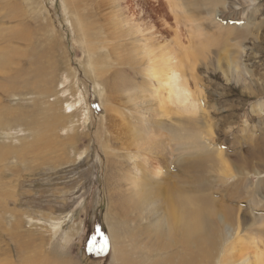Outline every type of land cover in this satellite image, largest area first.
Wrapping results in <instances>:
<instances>
[{"label":"rangeland","instance_id":"rangeland-1","mask_svg":"<svg viewBox=\"0 0 264 264\" xmlns=\"http://www.w3.org/2000/svg\"><path fill=\"white\" fill-rule=\"evenodd\" d=\"M218 1L220 4L210 6L205 0H0V32L16 27L30 31L31 40L17 43L15 47L26 51L31 63L37 60L38 53L41 54L45 78L52 77L51 86L44 83L40 88L44 95L13 93L1 97L0 93V106L9 107L16 116L23 117L26 113L42 120L33 133L25 132L22 123H14L11 127L0 125V149L11 151L0 159V248L9 249L14 264H21L23 259L18 256L14 244L23 242L36 248L33 250L38 252L35 255L39 256V262L47 256L48 261L66 259L69 264H117L110 234L111 225L117 222L113 220L117 211V219L124 220L129 234L134 233L135 226L127 224L125 213L114 206L112 196L119 199L125 196L128 174L138 176L141 168L149 166L152 169L156 165L161 167V177L171 175V181L182 193L190 187L194 189L196 181H201V185H207L212 199L241 211L246 222L237 235L251 244L255 238L256 246L264 249V155L255 152L256 147L264 146V0ZM6 2L11 3L6 5ZM229 7H233L232 10ZM9 10L11 21L6 18L11 14ZM82 16L87 19V26L94 27L87 40L81 26ZM243 29L248 30L250 37L245 34V38L239 37L242 38L239 40L237 33L246 31ZM176 31L182 47L171 42ZM229 32L231 36L226 37ZM205 38L215 40L217 46L202 56L201 61H196L191 51ZM222 40L226 44H221ZM5 43L0 37V48L5 47ZM146 44L153 45L156 56L172 50L178 59L185 47L189 49L184 52L182 71L195 96L198 112L201 111L200 122L188 123L176 114L173 119L162 118L158 113L159 99L154 93L159 91L160 84L156 79L151 82L147 76L154 66L140 48ZM224 44L230 49L240 46L243 54L238 58L250 73L251 92L243 83L226 81L225 74L218 68L220 58L217 56L223 52ZM12 62L7 65L9 70L5 67V73L22 69ZM225 65L221 67L226 69ZM115 71L121 72L138 93L129 94L126 88L106 102L110 90L103 79ZM0 75L4 76L2 71ZM22 85L23 88L24 82ZM18 88L19 85L16 90ZM140 93L150 98L139 96ZM75 103L79 107L72 115L69 106ZM106 105H110L125 127L129 126L128 131L146 134L151 132L149 126L160 123V131L174 137V147L168 145L169 153L172 152L169 161L152 153L127 149L131 138L119 136L121 130L109 125ZM51 115L61 118L57 126ZM0 117L11 120L9 115ZM43 117L53 128L45 124ZM37 132L41 133L37 139L59 135L58 142L70 139V143L65 147L61 144L57 151L48 150L45 156H38L44 148L23 153L22 148L31 147ZM109 132H115V138L121 137L120 144H125L120 146L115 139L112 144L109 142L112 146L107 150ZM186 134L197 136L204 149L226 155L224 157L234 163L231 165L237 176L229 179L207 168L211 163L203 155L204 149H194L197 154L193 151V156L184 153L181 144L185 143ZM248 155H255L249 160V167L237 162L238 157L247 159ZM52 158L60 161L51 162ZM111 159L122 167L123 173H117L123 185L122 192L118 185L111 191L107 179ZM242 167L243 173L238 174ZM149 178L146 176L144 180L154 186ZM235 188L237 195H230ZM134 213L136 211L132 210L131 214ZM124 245L128 250L134 249L128 239ZM223 247L222 244L218 247L216 259H225L230 253L223 251ZM131 255L138 261L137 254Z\"/></svg>","mask_w":264,"mask_h":264},{"label":"bare ground","instance_id":"bare-ground-1","mask_svg":"<svg viewBox=\"0 0 264 264\" xmlns=\"http://www.w3.org/2000/svg\"><path fill=\"white\" fill-rule=\"evenodd\" d=\"M205 1L210 6L220 4L218 0ZM167 2H169V0H167ZM9 3L6 2V5H9ZM206 7L209 8V6L207 5ZM232 8L233 7H229V9L231 10ZM10 13L11 14H9V16H6L9 21L13 20V17L11 16L12 12L10 11ZM87 24V19L82 16L81 26L85 34L86 40L91 38L90 29H94V27L87 26ZM20 30L24 32V35H22V32ZM29 32L25 31L22 27H16L14 29L8 28L6 32H0V37H2V39H5L6 42L5 47L0 48V71H2L4 75L0 77V93L2 94V96L0 95L1 97L12 95L13 93L21 94L22 96H27V93L29 95H44V90H42V92L40 90L42 85L45 83L46 85L51 86L52 77L45 78L46 71L42 64H40L41 57L39 55L41 54L38 53V58L36 57L37 60L34 63H31L28 62L26 58V51L15 47V44L17 43H27L29 40H31ZM247 33L248 30L243 32L240 31V33H237V38H245L244 35H247ZM231 34L232 33L229 32L226 37L231 36ZM248 37H250V35ZM241 39L239 38V40ZM171 42L177 45L178 47L183 46V44H181L182 42L180 36L178 35V31H176L174 39H172ZM221 42V44L225 43L223 40ZM240 42L241 41H239L238 43ZM225 44L223 46V52H221L220 56H217L220 58L218 68L221 69L223 74H225L224 77L226 78V81H235L236 83H243L245 85L244 87L248 86V92H251V87L249 86L250 82L248 79L250 73H247L246 69L243 68V65L241 64L238 58L239 55L243 54L240 46H237L238 44L236 42L237 45L233 46L234 49H230L229 47H225ZM11 46L14 47L10 49ZM214 46H217L215 40L210 39V41H208L205 38L202 41L198 42L195 47V50L191 51V53L194 55L196 61H201V57L204 55L206 56V54ZM140 48L144 52V55L147 57V59L152 62V66H154V68L149 71V74L147 75L148 78L151 79V82L153 79H156L160 84V87L158 88L159 91L154 93V97L159 99L158 113L161 114L162 118L167 117L170 119L171 117V119H173L172 116L176 114V117L178 115V118H185L188 123H192L193 121L200 122L198 120V115L201 113V111L200 113L198 112V110L200 109L196 107L197 103L195 101V96L191 91L187 81L184 79L182 71L183 59L185 57L184 52H187L189 49L187 47H183L184 52L178 59V55L177 58H175V54H172V50L160 53V56H156L157 53H155L153 45L146 44L145 46H141ZM12 61H14L17 66H19L18 68L21 67L22 69L18 70V72L16 69L15 73H13L14 70H11L10 73H5V67L7 65H10ZM24 64L28 66L26 69L24 68L25 66H23ZM222 64H226V69H223L221 67ZM8 67L9 66H7V68ZM156 68L159 69L158 72L155 71ZM109 72L110 70L108 71V73ZM7 74L10 75L7 76ZM29 77L31 79H28ZM23 82L25 86L22 88ZM115 82L120 84L114 85ZM27 84L29 86H27ZM103 84L110 90V96L106 98V102H110L112 98L116 96V94L123 92V90H125L126 88L129 90V94L138 93L132 87L126 77L124 78L123 74L118 71L110 73L108 77L104 78ZM18 85L20 87L18 88L19 91L18 89L16 90ZM164 93H166L165 96L163 95ZM142 95L143 97L150 98V96H148L147 94ZM142 95L141 93L139 94V96ZM79 96V100L82 101V94L79 93ZM51 106L53 105L51 104ZM77 107H79L77 103H75L74 105H70L69 113L72 115L73 113L75 114V112H77L76 110H78ZM175 107L177 109L176 113L173 112ZM106 113L108 116L107 121H109V125L111 127L116 126V128H119L121 130L120 132H118L119 136L126 139L129 137L131 138L129 141V147H127V149H130L131 147L134 148V150L148 152L149 154L152 153L160 159H166L167 162L169 161L170 157L172 156V152L169 153L168 145L170 144L173 146L174 137L170 138L166 132H161L160 123H155L154 125L149 126L151 132H147L146 134L145 132L140 131H128L129 126L128 128L125 127V125L119 121L118 117L116 116L110 105H106ZM16 114L17 113L15 111H12L9 107H4V105L0 106V115H3V117L9 115V117H11L10 121H7L8 119L0 117V125H10L11 127V125L14 123H22V126L25 128V132L27 130L28 132L33 133L34 130H37L42 123V120H37V117L35 115L36 113L34 114L35 116H33L32 114L31 116H29L25 113L27 116H29V118H27L25 114H23V117L20 115L16 116ZM43 116L45 117V115ZM51 116H54L53 124L54 126H57L61 118H59V115ZM44 117L43 120L46 121ZM47 117L49 116L47 115L45 118ZM86 119H88L87 115ZM47 121L45 122V124L48 123ZM84 123L86 124L87 122ZM45 124L43 122L42 126H44ZM47 125L49 126V128H53L49 125V123ZM114 133L115 132H109L110 135L107 136L109 137L107 150H110L112 146L109 144V142L112 144L113 140L115 141V139L117 142L119 141V144L121 142V137L115 138ZM39 134L41 133L37 132V134L33 137V143L31 147L29 146L25 149L22 148L23 151H21L23 153H28L37 148V150H41L42 148H44L43 150H41L40 153H38V156L39 154L45 156L48 155V150L54 149V151H57L59 150V146H61V144L65 147L66 143H70V139H68L67 142H58L60 140H58V133L56 134L58 136H50L52 137L51 140L49 139V136H47L49 138L46 139H43L44 136H41L39 139H37L36 137H38ZM175 138L180 141V139H178L176 135ZM7 139L9 140V138ZM263 140L261 139V142ZM183 141H185V143L181 144L183 146L182 150L184 151V153H189L192 156L193 151L195 152V154H197L195 151L196 148H199L201 150L205 148L201 140L198 139L197 136H193L191 134H186L185 140ZM34 143L35 145H33ZM123 144L125 143H121L120 146H122ZM260 146L256 147L255 152L257 154L262 152V155H264V146ZM3 149H0V159L5 155H8V153L10 154L11 152L10 149H8V151H4ZM109 153L110 152H108V157L110 156ZM174 153H176L175 148ZM203 155L211 163V167L209 166L207 168H211L214 173L223 175L224 177L229 179L233 178L234 176H237L233 167L234 163H230L229 160L224 157L226 155H224L223 153L204 149ZM248 156L249 157H247V159L243 156L238 157L237 162L239 163V161H241L244 163L245 166L249 167V160L255 155ZM244 159L246 162L244 161ZM56 161L60 160H57L56 158H54L53 160L52 158L51 162ZM196 167L197 166H194V168ZM244 167H242V169L238 171V174L243 173ZM149 168V166L141 168L139 171L140 175L138 176L132 174L131 177L130 174H128L127 180L129 181V183L124 186L125 196L120 197V199L116 198V195L112 196V199L114 200V206L119 207V209L121 208L120 210L125 213L124 218L128 219L127 224L131 227L135 226L134 233L129 234L127 231V226L123 224L124 220L117 219L116 216L119 215V212L117 211L113 218V220L117 222L111 225L112 231L110 233L112 240L115 244L116 255L114 260H116L117 264H264V249L262 248V246H256L255 238L252 241L253 243L251 244L240 239V234L239 236L237 235L240 231L241 226L246 222L245 219L243 220L240 215L242 214L241 211H235L236 209L227 205L220 204L215 199H212V196L207 193V185H201V181H196L195 188L192 189V187H190L184 194L181 192L180 187H178L171 181V175L161 177L162 171L160 165H156L152 169ZM117 173H123L122 167L115 160H112L111 165H109L108 167V174H110V176L107 179L108 182H110L109 185H111L112 187L111 191L112 189L114 190L115 185H118V188H120L119 191L122 192L123 185L119 183L120 177ZM146 176H150L151 181L155 183L154 186L148 185L146 180H144ZM106 184L108 186L107 181ZM236 190L237 188H235L232 193H230V195H237ZM192 191L195 193H190ZM128 192H130V194H128ZM115 193L116 191L114 192V194ZM261 200L258 201H260L261 203ZM132 210H135L138 216H136V213L132 215ZM131 220H133V222H131ZM136 220L138 221L136 222ZM260 221L262 222V220ZM253 226L255 227V225ZM14 235L15 233H13V236ZM67 236L71 241L70 234H68ZM127 239L129 240L130 244H134L133 250H130L131 247L128 250L127 247L124 245ZM227 239L229 241L233 240L232 243L228 244L229 241H227ZM18 240H20V238ZM221 244L224 246L222 250H229L230 253L225 259H216L217 250ZM31 245L32 244L29 245L25 242L14 244L18 256L20 255V258L21 256L23 258H21V264H69L66 259L61 262H53L50 259V261H48L47 259H45L47 256L44 258L45 260L43 259L39 262V256L37 257V255H35L38 252L36 250L34 251L33 248L35 247H32ZM249 250H251V252H249ZM130 252H132L131 254H137L138 261H134ZM235 255H237V257H235L236 259H234ZM0 264H14V261L10 256V251L8 248H0Z\"/></svg>","mask_w":264,"mask_h":264},{"label":"snow or ice","instance_id":"snow-or-ice-1","mask_svg":"<svg viewBox=\"0 0 264 264\" xmlns=\"http://www.w3.org/2000/svg\"><path fill=\"white\" fill-rule=\"evenodd\" d=\"M106 242L108 243L107 238H106Z\"/></svg>","mask_w":264,"mask_h":264}]
</instances>
